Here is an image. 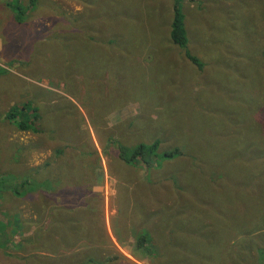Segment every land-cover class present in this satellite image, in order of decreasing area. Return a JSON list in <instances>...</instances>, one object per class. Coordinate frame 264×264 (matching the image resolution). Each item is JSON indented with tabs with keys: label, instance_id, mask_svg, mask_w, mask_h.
<instances>
[{
	"label": "rangeland",
	"instance_id": "rangeland-1",
	"mask_svg": "<svg viewBox=\"0 0 264 264\" xmlns=\"http://www.w3.org/2000/svg\"><path fill=\"white\" fill-rule=\"evenodd\" d=\"M179 9L0 0V264H264V0Z\"/></svg>",
	"mask_w": 264,
	"mask_h": 264
},
{
	"label": "trees",
	"instance_id": "trees-1",
	"mask_svg": "<svg viewBox=\"0 0 264 264\" xmlns=\"http://www.w3.org/2000/svg\"><path fill=\"white\" fill-rule=\"evenodd\" d=\"M179 1L180 0H173L174 15H173V19L171 22L169 39L173 45L178 46L179 48H185V46L187 44V36H186V31H185L184 22H183V14L181 13V11L179 9ZM15 6H16V8H18L20 5L16 3ZM13 9H15V8L13 7ZM185 56L195 66H197V67L200 66V63L198 62L197 58L190 55L187 51H185ZM263 56H264V52H263ZM23 108L21 107V109H23ZM11 115H14V112H9V116H11ZM14 120H15V124L17 125L18 128H20L22 130H34V131H36L35 129H32V127L29 124H27L28 120L21 121V120H17V118H15ZM158 145H159L158 140H155L150 144H145L143 142H139L137 145H135L131 148L123 145V146L119 147V157H120V159H122L127 164H137L136 161L139 160L146 165L147 163H149L150 158L153 155H156ZM178 152H180V151H178ZM168 155L173 156V153L170 152V153H168ZM26 183H29L27 185V188H25V186H24V189H22V186L25 185ZM0 188H5V189L8 188L13 193H16L18 195L19 194L23 195L25 192H27L30 189V182L23 180V181H21V183L19 185H17V187L11 186V183L9 184L6 182L5 184L0 185ZM151 207H153V206H151ZM149 208H150V206H149ZM145 239H146L145 236L139 237V239L137 241V245L138 246L140 245V246L146 248L144 246Z\"/></svg>",
	"mask_w": 264,
	"mask_h": 264
},
{
	"label": "crops",
	"instance_id": "crops-1",
	"mask_svg": "<svg viewBox=\"0 0 264 264\" xmlns=\"http://www.w3.org/2000/svg\"><path fill=\"white\" fill-rule=\"evenodd\" d=\"M71 242H69L68 244H70ZM109 245V244H108ZM80 250H78L77 252H79Z\"/></svg>",
	"mask_w": 264,
	"mask_h": 264
}]
</instances>
